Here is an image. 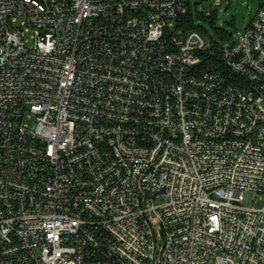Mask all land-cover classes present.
<instances>
[{
    "label": "built area",
    "instance_id": "obj_1",
    "mask_svg": "<svg viewBox=\"0 0 264 264\" xmlns=\"http://www.w3.org/2000/svg\"><path fill=\"white\" fill-rule=\"evenodd\" d=\"M211 16L0 0V264H264V1Z\"/></svg>",
    "mask_w": 264,
    "mask_h": 264
},
{
    "label": "rangeland",
    "instance_id": "obj_2",
    "mask_svg": "<svg viewBox=\"0 0 264 264\" xmlns=\"http://www.w3.org/2000/svg\"><path fill=\"white\" fill-rule=\"evenodd\" d=\"M215 1L193 0L199 13L212 14L208 19L197 18L196 23L205 29L213 41L226 45L248 26L252 15L264 0H220L219 6H214Z\"/></svg>",
    "mask_w": 264,
    "mask_h": 264
},
{
    "label": "trees",
    "instance_id": "obj_3",
    "mask_svg": "<svg viewBox=\"0 0 264 264\" xmlns=\"http://www.w3.org/2000/svg\"><path fill=\"white\" fill-rule=\"evenodd\" d=\"M219 36L221 35V34H218Z\"/></svg>",
    "mask_w": 264,
    "mask_h": 264
}]
</instances>
